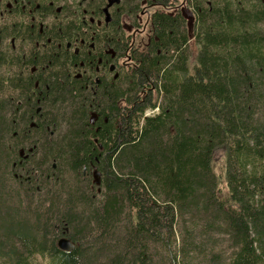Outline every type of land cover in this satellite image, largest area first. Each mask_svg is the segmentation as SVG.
Here are the masks:
<instances>
[{
    "label": "trees",
    "instance_id": "1",
    "mask_svg": "<svg viewBox=\"0 0 264 264\" xmlns=\"http://www.w3.org/2000/svg\"><path fill=\"white\" fill-rule=\"evenodd\" d=\"M39 258L264 264V0H0V264Z\"/></svg>",
    "mask_w": 264,
    "mask_h": 264
},
{
    "label": "rangeland",
    "instance_id": "2",
    "mask_svg": "<svg viewBox=\"0 0 264 264\" xmlns=\"http://www.w3.org/2000/svg\"><path fill=\"white\" fill-rule=\"evenodd\" d=\"M152 8H146L142 10L141 13H139L135 17H130L128 15H124L122 18L123 27L128 35L131 36L132 42L141 50V51H147L148 46L151 40V37L153 35V28H152V21H151V11ZM185 15L188 19V29L191 37V47H192V56L189 60V66L190 70L193 71L194 64L196 63V52L198 49V46L194 43V18L193 16L188 13V11H184ZM153 112H156V110H148L147 115L151 114ZM226 150L220 149L216 155L214 156V159L212 161V169L215 172L217 176V181L219 184V187L221 189L223 188V193L227 191V176L224 169V165L226 163ZM224 244L220 247L222 250L228 248V242H223ZM219 248V249H220ZM40 263L42 264H48V260L46 258H39Z\"/></svg>",
    "mask_w": 264,
    "mask_h": 264
},
{
    "label": "water",
    "instance_id": "3",
    "mask_svg": "<svg viewBox=\"0 0 264 264\" xmlns=\"http://www.w3.org/2000/svg\"><path fill=\"white\" fill-rule=\"evenodd\" d=\"M108 12V10L106 9ZM58 245L65 250H72L75 247V243L67 237H61L58 241Z\"/></svg>",
    "mask_w": 264,
    "mask_h": 264
}]
</instances>
